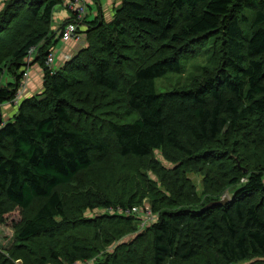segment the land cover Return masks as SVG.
<instances>
[{
    "label": "trees",
    "instance_id": "trees-1",
    "mask_svg": "<svg viewBox=\"0 0 264 264\" xmlns=\"http://www.w3.org/2000/svg\"><path fill=\"white\" fill-rule=\"evenodd\" d=\"M66 1L10 0L0 12V33L34 28L0 56V105L32 48L44 82L0 122V223L18 210L22 245L0 249V264H12L6 253L31 264H264V0H119L110 21L85 17L87 46L52 70L50 25ZM145 199L153 220L102 253L144 222Z\"/></svg>",
    "mask_w": 264,
    "mask_h": 264
},
{
    "label": "rangeland",
    "instance_id": "rangeland-1",
    "mask_svg": "<svg viewBox=\"0 0 264 264\" xmlns=\"http://www.w3.org/2000/svg\"><path fill=\"white\" fill-rule=\"evenodd\" d=\"M7 1H10V0H0V12H3L4 11V8L7 5L6 4ZM67 1L65 2V4L59 6V8L64 7V6L66 8L67 7L66 6ZM83 3H85V2L83 1ZM56 14H57V12L55 11L53 13L52 22H51V25H50V30L51 31L54 29L53 27H56L55 26V23H56L55 22ZM24 15L25 14L21 15V17L24 16ZM29 24H31V23H29ZM33 24L36 25L35 23H33ZM32 29H34L32 25H23L22 23H20V21H19V24H18V22H14L10 26L3 27V31L0 33V47L3 46L4 49H5L4 51H1L0 52V56L3 55L2 63H7V59L9 57V55L11 54L12 49L16 45H18L21 42V40H23L24 37L31 32ZM85 30L82 31V32H80V38H79V40H77V41L72 40L71 42H69L66 45V47L69 50H73L74 51V55H72L71 58H73L81 49H83L84 47L87 46V37H85V34L83 36V33L85 32ZM81 36H83V37H81ZM53 46H54V44H49L48 45V48L50 49ZM64 55H65L64 52H62V54H59L58 56H56V57H58V59H56V60L59 61L57 63L58 67L59 66H62L65 63H67V61H69L71 59L70 58L69 60H67V58H63ZM210 63H213V61L211 60ZM33 64H35V62H31L30 67ZM192 65H194V66L195 65H197V66H203L205 68V66H207L209 64H208L207 59H202V60H200L197 63H194ZM37 68H38V66H37ZM56 69H57V67H56V61H55V64L52 67V70H56ZM21 73H22L21 76H23L22 69H21ZM32 75H33V73L31 74V70H30L29 77H28L29 79H28V82H27V87H26V89H24L21 99L22 98H26L28 96L27 93H28V86H29L30 82H31V88L32 89H35L36 88L33 91L34 93H33L32 96H36V95L38 96L41 93H43V90H44V86H43L44 85V82H43V77H42L43 76L42 71H41V76L38 73L35 74V75H33L34 77H36L37 75L40 76V80L39 79L38 80H35L34 77H32ZM31 77L33 78L32 81L34 83V86H32ZM170 82L171 83L173 82V80L170 79V77H169V79L166 78L165 80L164 79H161V78H159V79L156 80V84H157V87L159 89H161V86H162V89L166 88V86H168L170 84ZM17 101H18V97L15 99V102H17ZM9 104L15 106V104H12L10 102H9ZM87 120L88 119L86 117L85 118L82 117V119L80 120V122L84 124V122H87ZM102 135L108 136L107 131H103L102 132ZM156 158L159 159L158 156ZM162 164L166 168L167 167H170V165L168 163L162 162ZM147 172H148V176H149L148 179L154 180L155 182H157V185L159 186V183H160L159 182V179L152 172H150V171H147ZM187 177L189 178L190 182L193 184V190H197V188L198 189H201L202 188V186H203L202 185V182H203V176L202 175H199V174H189V175H187ZM83 178L87 179V175H85V177H83ZM88 179H89V177H88ZM159 188H160V190H164L163 189V186H160ZM231 191H233V188L230 189V190H228L223 195L222 198L223 199H226V198L229 199L230 196H229L228 193H230ZM141 207L143 209H139V210L144 211V215L146 213L145 219L147 220V222H150L152 220V218L149 215H147V211H146L147 209L149 210V208H150V200L149 199L143 200L142 203H141ZM103 212L104 211L101 210V209H99V210L96 209L93 212L86 211L85 216L88 217V218H90V217H93L94 218V217L97 216V214H101ZM140 217H142V221H143V217L144 216H141L140 215ZM19 219H20V212L15 209L14 211H11V214H9L7 217H5L4 221L2 220V223H0V249L1 250H3V251L11 250V252H12L15 249L16 246H17L18 249H19L20 246H22L21 243L16 242L15 234H14L13 229H12V225L14 223L18 222ZM143 224L144 223H136V226L137 227H136L135 231L131 232V234H129V235H124V236L118 238L117 240L113 241L112 245H110L109 247H106L105 248L107 252L104 251L102 253H104V254L105 253H112V252L116 251L117 247H119L120 245L128 244L134 238L135 235H137L138 233H140V232L143 231V227L145 226V225L143 226ZM6 254L7 255L5 257H7V259L10 260V262H12V264H23V263L31 264L29 262V260H30L29 257H26V255H24L23 253H18V256L16 257V259H15V257H11V254L10 253H6Z\"/></svg>",
    "mask_w": 264,
    "mask_h": 264
},
{
    "label": "crops",
    "instance_id": "crops-1",
    "mask_svg": "<svg viewBox=\"0 0 264 264\" xmlns=\"http://www.w3.org/2000/svg\"><path fill=\"white\" fill-rule=\"evenodd\" d=\"M85 2V4L87 5V16H86V21L90 22L93 21L96 17L98 18H102L105 21H110L115 13V10L118 9L120 2L119 0H83ZM57 12L56 17H55V26L53 27V30H58L62 25H64L66 22H68L71 17H72V12L70 10H68V8L65 6L64 7H57L56 10ZM86 29L85 25H83L82 27H80V32L84 31ZM83 37V36H81ZM71 42V41H69ZM69 42H62L60 40H58L53 48H54V52H55V59H54V63L53 66L55 64L56 61V67H58L57 63L59 62L58 60V56L59 54H62V52H64L63 58H67V60H69L71 58L72 55H74V51L73 50H69L66 45ZM74 42V41H73ZM37 63L33 64L30 67L31 70V74L33 73V75L35 74H39L41 76V69L37 68ZM32 75V77H34ZM40 76H36L34 77L35 80H40ZM31 77V81L33 80V78ZM7 82H11V79L9 77H7ZM32 86H34V83L32 81ZM31 88V82L28 86V96L27 97H31L33 95V91L36 89H30ZM25 94V93H24ZM17 113V106H13L9 103H4L2 105H0V122H7L8 120H11V118Z\"/></svg>",
    "mask_w": 264,
    "mask_h": 264
},
{
    "label": "built area",
    "instance_id": "built-area-1",
    "mask_svg": "<svg viewBox=\"0 0 264 264\" xmlns=\"http://www.w3.org/2000/svg\"><path fill=\"white\" fill-rule=\"evenodd\" d=\"M66 6L72 12V17L68 22H66L58 30L55 31L57 38L64 43L72 41V40H74V41L79 40V38H80V27L85 25L83 23L84 22L83 20L87 16V12H88L87 5L85 3H83L82 0H68L66 3ZM85 27H86V25H85ZM36 53L37 52H35L34 48H32L28 52L27 58L25 60V66L22 68L23 76L20 79V82L18 84V88H17L16 93H15V95L16 94L17 95L14 97V99L11 102L12 104H15V106H17V107L21 101L23 91L27 87V82L29 79L28 77H29V72H30V65H31V62H34V59L36 57ZM54 59H55V52H54V48L51 47L48 51L46 58H45V66L49 69H52ZM17 97H18V101L15 102V99ZM146 211H147V215H149L153 220V217H152L150 211L148 209ZM132 212H136V208L132 209ZM127 213H129V212H127ZM145 215H146V213H145ZM143 223H144L143 224V226H144L148 222L145 219Z\"/></svg>",
    "mask_w": 264,
    "mask_h": 264
},
{
    "label": "water",
    "instance_id": "water-1",
    "mask_svg": "<svg viewBox=\"0 0 264 264\" xmlns=\"http://www.w3.org/2000/svg\"><path fill=\"white\" fill-rule=\"evenodd\" d=\"M227 203V199H222V200H220L219 202H214V203H210V204H208L205 208H203L202 210H205V209H208V208H210V207H212V206H216V205H225ZM201 210V211H202Z\"/></svg>",
    "mask_w": 264,
    "mask_h": 264
}]
</instances>
